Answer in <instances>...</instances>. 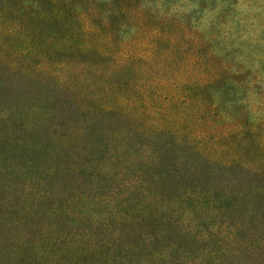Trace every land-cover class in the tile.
I'll use <instances>...</instances> for the list:
<instances>
[{
  "label": "trees",
  "instance_id": "16d2710c",
  "mask_svg": "<svg viewBox=\"0 0 264 264\" xmlns=\"http://www.w3.org/2000/svg\"><path fill=\"white\" fill-rule=\"evenodd\" d=\"M39 1L154 60L0 45V264H264V0Z\"/></svg>",
  "mask_w": 264,
  "mask_h": 264
},
{
  "label": "rangeland",
  "instance_id": "374dc122",
  "mask_svg": "<svg viewBox=\"0 0 264 264\" xmlns=\"http://www.w3.org/2000/svg\"><path fill=\"white\" fill-rule=\"evenodd\" d=\"M22 1L0 0V45L5 49H12L15 54L18 51L29 49V53L36 54L38 63L41 62V66L43 65L42 68L45 70L50 69L58 74L56 67L59 63L56 61H64L67 56H75L76 53L78 58L82 59L80 61L86 63L83 73L94 75L96 74V70L93 69L95 65L102 68V73L97 72V75L103 77L100 79V84H103L105 77L119 81L123 75H131L130 71L124 70L125 68L115 67V61L125 58V55L130 51H136L141 55L148 54L154 60L153 45L150 44L148 37L151 32L145 28L143 35H137V39L130 40V44L121 46L119 49H116L113 44L106 45L109 57L106 60L98 56L95 51L83 50L78 46L80 44L79 38L84 36V33H88L86 20L91 9L86 8V13L79 11L77 14L73 13L67 16L64 14L67 12V8L58 5L56 2L48 1L40 4L39 0H30L33 8L30 13H27L20 9ZM69 3L72 4L73 0H69ZM44 47L48 48L44 49ZM162 51L166 52L163 53V56H166L168 49L162 47ZM21 52L24 54V51ZM48 53L50 58L46 57L49 56ZM187 64L188 62L181 60L179 69L182 66L184 69ZM109 67H111L110 73L105 76L103 72H106ZM178 72L202 76L187 70H179Z\"/></svg>",
  "mask_w": 264,
  "mask_h": 264
}]
</instances>
